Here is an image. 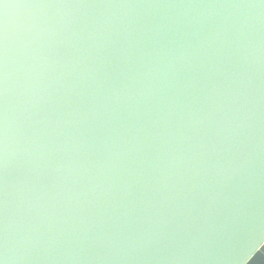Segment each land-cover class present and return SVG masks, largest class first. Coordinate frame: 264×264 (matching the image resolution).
I'll return each instance as SVG.
<instances>
[{
  "label": "water",
  "instance_id": "95a60500",
  "mask_svg": "<svg viewBox=\"0 0 264 264\" xmlns=\"http://www.w3.org/2000/svg\"><path fill=\"white\" fill-rule=\"evenodd\" d=\"M0 264H264V0H0Z\"/></svg>",
  "mask_w": 264,
  "mask_h": 264
}]
</instances>
